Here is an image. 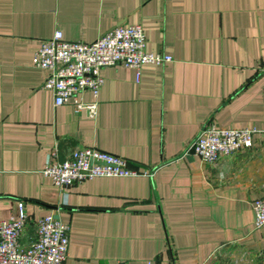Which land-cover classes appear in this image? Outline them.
Returning a JSON list of instances; mask_svg holds the SVG:
<instances>
[{
    "label": "crops",
    "instance_id": "0c3cea01",
    "mask_svg": "<svg viewBox=\"0 0 264 264\" xmlns=\"http://www.w3.org/2000/svg\"><path fill=\"white\" fill-rule=\"evenodd\" d=\"M140 24L146 50L171 56L100 70L97 114L55 106L32 65L41 40L91 42ZM264 0H0V220L53 214L68 227L65 264H264L254 201L264 192ZM85 101L91 93L82 94ZM207 123L254 129L214 164L188 152ZM93 146L150 176L58 187L43 174Z\"/></svg>",
    "mask_w": 264,
    "mask_h": 264
},
{
    "label": "built area",
    "instance_id": "2783aa9c",
    "mask_svg": "<svg viewBox=\"0 0 264 264\" xmlns=\"http://www.w3.org/2000/svg\"><path fill=\"white\" fill-rule=\"evenodd\" d=\"M171 56L146 50L144 30L140 24L117 25L91 42L65 41L61 31L43 39L32 58V65L46 70L42 88L52 93L55 106L69 103L75 114L89 118L97 114V97L103 84L100 70L121 64L139 68L144 63L163 64ZM264 80V68L262 72ZM88 90L92 100L85 101ZM254 129L219 127L207 123L194 136L188 152L204 162L214 164L221 156L252 145ZM43 174L62 188L94 177L150 176L148 168L133 167L118 155L93 146L74 147L63 160L46 164ZM254 227L264 229V192L254 201ZM28 218L19 205L16 218L0 220V264H65L69 246L68 227L53 214L37 220L34 238L25 244L21 237ZM146 264H155L148 261Z\"/></svg>",
    "mask_w": 264,
    "mask_h": 264
},
{
    "label": "water",
    "instance_id": "95a60500",
    "mask_svg": "<svg viewBox=\"0 0 264 264\" xmlns=\"http://www.w3.org/2000/svg\"><path fill=\"white\" fill-rule=\"evenodd\" d=\"M57 218V216H55Z\"/></svg>",
    "mask_w": 264,
    "mask_h": 264
}]
</instances>
